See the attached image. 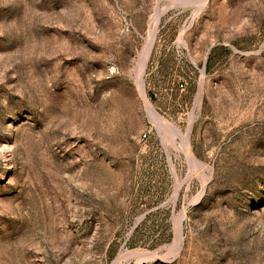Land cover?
Returning a JSON list of instances; mask_svg holds the SVG:
<instances>
[{
	"label": "rangeland",
	"instance_id": "1",
	"mask_svg": "<svg viewBox=\"0 0 264 264\" xmlns=\"http://www.w3.org/2000/svg\"><path fill=\"white\" fill-rule=\"evenodd\" d=\"M173 1L0 0V264H264V0Z\"/></svg>",
	"mask_w": 264,
	"mask_h": 264
},
{
	"label": "bare ground",
	"instance_id": "2",
	"mask_svg": "<svg viewBox=\"0 0 264 264\" xmlns=\"http://www.w3.org/2000/svg\"><path fill=\"white\" fill-rule=\"evenodd\" d=\"M174 1L179 2L180 0H174ZM173 2H170V3H173ZM159 10H161V9H159ZM159 10H158V8L156 6L155 9H154V13H153V15H152V17L150 19V21H151V25L150 26H152V28H151L149 34L147 35L148 37H146L147 38L146 42L144 43L143 48L141 49V51H140V53L138 55V62L136 64L135 68H134V73H135L134 75H135L136 85H137L138 91L140 92L141 96L144 98V101L146 103V109H147L148 113L152 116L154 121H157L156 124L158 125V122H159V123L165 125L166 126V127L164 126L165 128H167V127L170 128L171 131L174 133V135H177L178 138H180L182 140L181 143L183 144V150H184V153L186 155L187 161L190 162L191 164H193V165H190L191 167L194 166V168H195V166H196L197 168H199L198 170H200L201 168H204L203 167L204 163L201 162L200 160H198L193 155V153H192V151H191V149L189 147L188 133H189V129H190L191 125L188 124L187 132L182 137V135L175 129V127L172 124H170L169 122L164 120L156 112V110L153 108V106L150 104V102L145 97V93H144V89H143L142 75H143L144 67H145V64H146V60H147L148 55H149L150 50H151V46H152V43H153L154 35H155V32H156V27H157V24H158L159 19H160V11ZM160 127L162 128V126H160ZM181 150H182V148H181ZM187 178H188V176H187ZM184 216H185L184 215V210H182V211H180V213L178 214V216L176 218L175 238H174V240H173V242L171 244L172 246L170 245L171 247H173V254L174 255H176L181 249V236H182V229H181L182 228L181 227V222L182 221L181 220H182V218ZM158 256L159 255H158V253L156 251H148V250H144V249H135V250L134 249L133 250L124 249L115 258V260L113 261L112 264H123V262L128 261V260L135 261V264H140L141 262H144V261L153 260L154 258H157Z\"/></svg>",
	"mask_w": 264,
	"mask_h": 264
},
{
	"label": "built area",
	"instance_id": "3",
	"mask_svg": "<svg viewBox=\"0 0 264 264\" xmlns=\"http://www.w3.org/2000/svg\"><path fill=\"white\" fill-rule=\"evenodd\" d=\"M140 138L141 139H145L146 138V133H142Z\"/></svg>",
	"mask_w": 264,
	"mask_h": 264
},
{
	"label": "trees",
	"instance_id": "4",
	"mask_svg": "<svg viewBox=\"0 0 264 264\" xmlns=\"http://www.w3.org/2000/svg\"><path fill=\"white\" fill-rule=\"evenodd\" d=\"M149 96H150V99H153L151 95H149Z\"/></svg>",
	"mask_w": 264,
	"mask_h": 264
}]
</instances>
